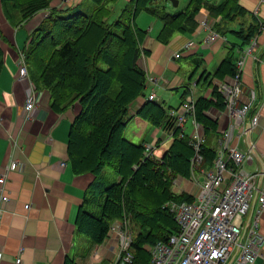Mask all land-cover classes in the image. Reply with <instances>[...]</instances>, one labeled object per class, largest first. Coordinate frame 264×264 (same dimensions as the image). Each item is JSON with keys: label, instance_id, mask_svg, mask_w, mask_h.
I'll use <instances>...</instances> for the list:
<instances>
[{"label": "trees", "instance_id": "1", "mask_svg": "<svg viewBox=\"0 0 264 264\" xmlns=\"http://www.w3.org/2000/svg\"><path fill=\"white\" fill-rule=\"evenodd\" d=\"M51 1L0 0L11 23L22 24L39 12H49L22 51L29 77L35 88L50 93L53 111L63 113L76 102L81 107L70 128L67 161L74 174L91 173L94 180L85 192L75 220L77 233L88 240V253L103 243L116 220L129 217L135 230L130 264H149L145 246H152L179 230L173 215L161 206L168 201L194 199L188 193L176 195L172 191L174 179L191 177L194 149L188 136L178 137V129L160 159L145 157L144 144L132 143L123 136L129 119L128 107L144 94L147 82L139 59L143 53L148 54L143 44L149 33L138 27L136 18L145 13L160 21L162 28L156 40L164 45L175 35L192 34L198 25L196 17L204 8L213 18H219L213 25L216 33L232 34L243 45L257 33L258 24L232 28L246 16L239 0H222L218 4L210 3L211 0H189L182 10L174 13L168 12L159 0H129L116 17L113 6L118 0H88L92 5L88 13L80 4L73 7L74 0L66 4L60 0L52 8ZM3 40L0 34V41ZM232 51L229 50L214 75L203 74L204 83L211 86L213 76L222 80L235 74ZM2 66L0 46V71ZM189 93L188 85L183 99ZM213 94L216 102L203 97L195 101V117L206 138L217 130V124L205 112L211 107L220 110L224 107L218 94L215 91ZM169 109L163 102L146 101L138 116L168 132L173 129ZM201 155L199 170L210 168L216 150L207 144V139L201 146ZM106 169L114 171L119 180L111 181ZM65 264H76L75 257H67Z\"/></svg>", "mask_w": 264, "mask_h": 264}, {"label": "crops", "instance_id": "2", "mask_svg": "<svg viewBox=\"0 0 264 264\" xmlns=\"http://www.w3.org/2000/svg\"><path fill=\"white\" fill-rule=\"evenodd\" d=\"M129 0H118L113 6V17L118 16ZM189 0H178L177 7L171 2L159 0L170 13L182 10ZM222 0H211L218 4ZM60 0H52L51 8L57 7ZM80 4L81 9L88 13L92 5L88 0H74L73 7ZM245 17L232 25L233 29L257 23L255 49L244 59L241 81L245 89H253L255 100L249 116L257 112L260 125L246 134L239 145L245 152H250L253 159L245 163L246 172H264V0H239ZM42 11L30 20L16 24L7 20L0 2V34L5 40L0 41L3 51V66L0 71V198L3 208L0 214V264H14L20 256L21 264H65L67 257L74 256L76 264H113L117 240L111 229L101 245H95L86 253L88 240L77 233L75 220L79 208L83 204L85 192L94 180V175L74 174L67 157L68 136L75 117L80 113L78 102L63 113H57L50 106L51 95L47 90L34 86V105L38 109L33 119H25L23 110L27 100L29 83L17 80L18 60L23 49L28 45L31 33L42 22ZM208 20L212 19L206 9L201 10ZM212 21V20H211ZM219 21V18L217 19ZM216 21V22H217ZM136 24L147 30L149 35L143 44L148 52L140 57V66L147 75L146 90L128 107V122L125 131L133 127L144 128L138 111L146 103L145 96L154 89L158 102H163L169 109L177 108L184 100V92L189 85L191 93L197 98L211 99L212 84L219 79H210L211 86L201 80L203 74L214 75L229 50L237 61L243 55L240 52L246 45L232 34H226L213 43H207L203 30L194 31L189 35H175L169 44L164 45L156 40V34L162 23L148 14L141 13ZM240 24V25H239ZM149 28L150 31L148 30ZM192 42L195 47L183 51V47ZM181 55L175 58L174 53ZM235 61V62H236ZM188 72L187 78L184 73ZM227 76V75H226ZM192 78V79H191ZM31 81V79H30ZM152 81H156L153 84ZM205 114L217 124V130L208 134L212 148L216 149L222 141V131L228 128L229 119L222 110L211 107ZM132 118V120H130ZM145 121V122H144ZM185 133L189 134L193 126L187 122ZM159 129V128H158ZM163 130V129H162ZM133 135L139 144H159V137L148 132ZM231 143H237L235 138ZM156 147V146H155ZM59 160L66 161L62 171L56 166ZM205 170V168H201ZM115 178L112 181H118ZM201 182L202 177L198 175ZM184 188L193 193L198 192L194 185L185 184ZM25 206H29L25 208ZM256 214V205H250L246 221ZM118 221H115L116 223ZM113 223V224H114ZM258 232L264 239V211L259 220ZM233 259H230L231 263ZM254 264H264V244Z\"/></svg>", "mask_w": 264, "mask_h": 264}, {"label": "built area", "instance_id": "3", "mask_svg": "<svg viewBox=\"0 0 264 264\" xmlns=\"http://www.w3.org/2000/svg\"><path fill=\"white\" fill-rule=\"evenodd\" d=\"M63 1L65 4L69 2V0ZM48 15L49 12H45L43 18ZM196 20L198 23L196 31L203 30L206 33L207 43L222 39V36L213 29L217 18L208 20L200 11ZM223 39L225 40L224 37ZM194 47L195 44L189 42L183 47V51H189ZM254 49L255 38L252 37L240 52L243 56L235 63V74L218 80L211 86L222 100L224 105L222 112L228 117L229 125L221 132L222 141L215 149L216 157L210 168L199 170L203 161L201 146L206 141V135L203 126L195 117L196 97L193 93H189L177 108L169 111V116L173 120L171 126L173 129L170 128L169 133H166L171 137L178 129V137L188 136L194 149L191 177L174 179L172 191L176 195L188 193L194 196V199L192 202L168 201L161 206L163 210H168L173 215L179 230L152 246H145L150 255L149 264H254L261 253L264 239L258 232V226L261 213L264 211V172L245 171L243 165L251 162L253 156L239 145L248 132L260 125L258 111L249 116L255 100V92L253 89H245L241 81L244 59ZM173 55L178 58L181 54L176 52ZM139 64H141L140 59ZM16 76L21 82H31L23 53L19 56ZM152 83L157 85L156 81ZM34 89L33 83H29L22 114L25 119H33L38 112L34 105ZM211 99L216 102L217 97L213 94ZM145 100H158L154 89L145 96ZM187 122H191L193 126L189 134L185 133ZM233 138L237 141L236 144L231 143ZM144 148L145 157H153L155 145L145 144ZM57 163L58 171H62L66 166L64 160H59ZM198 175L203 178L201 182L198 180ZM3 182L4 178L1 176L0 183ZM185 184L194 185L198 192L187 190L184 188ZM6 200L5 196L0 198V214L3 211L1 202ZM252 203L256 205V214L247 222L245 218ZM116 221L118 222L111 227V232L117 240L112 263L130 264L133 259L131 244L135 230L129 217ZM230 259H233L231 263H229ZM21 262L19 256L14 264Z\"/></svg>", "mask_w": 264, "mask_h": 264}, {"label": "rangeland", "instance_id": "4", "mask_svg": "<svg viewBox=\"0 0 264 264\" xmlns=\"http://www.w3.org/2000/svg\"><path fill=\"white\" fill-rule=\"evenodd\" d=\"M183 75H185L187 78L189 77L188 72L184 73ZM130 120H132V118H130ZM144 124H145L144 128L142 129L137 128L136 131L133 129V127L132 129L128 128L126 131L124 130L123 136L126 140L132 143H135V144H139V140H137L135 135H133L134 131L137 133V135L141 134L142 132H144V134L148 132V135H150L151 132H153V134L149 138V141L152 142L154 137H157V136L159 137L158 139L160 142L158 145H156L155 143H151V144L156 146L153 150V156L157 159H160L162 158V156L165 154V152L168 150L169 146L171 145L172 137H170L161 128L158 129V128L153 127L149 122H145ZM140 130H141V133H140ZM210 142L211 141L209 139L207 144L209 146H212ZM105 173L108 174L111 181L117 177L115 172L112 171L111 169H106Z\"/></svg>", "mask_w": 264, "mask_h": 264}, {"label": "water", "instance_id": "5", "mask_svg": "<svg viewBox=\"0 0 264 264\" xmlns=\"http://www.w3.org/2000/svg\"><path fill=\"white\" fill-rule=\"evenodd\" d=\"M166 1H169V2H171V4L174 6V7H177V3H178V0H166ZM250 136V133L248 132L247 133V136Z\"/></svg>", "mask_w": 264, "mask_h": 264}, {"label": "clouds", "instance_id": "6", "mask_svg": "<svg viewBox=\"0 0 264 264\" xmlns=\"http://www.w3.org/2000/svg\"><path fill=\"white\" fill-rule=\"evenodd\" d=\"M28 72H29V70H28ZM30 78V77H29ZM32 82V81H31ZM33 83V82H32Z\"/></svg>", "mask_w": 264, "mask_h": 264}]
</instances>
